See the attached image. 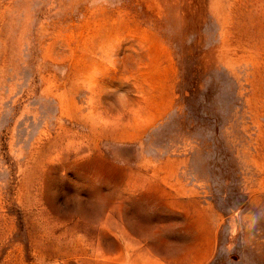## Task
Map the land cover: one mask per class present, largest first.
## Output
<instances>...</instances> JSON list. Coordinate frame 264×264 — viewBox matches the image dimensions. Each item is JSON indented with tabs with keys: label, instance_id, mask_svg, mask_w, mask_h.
<instances>
[{
	"label": "rangeland",
	"instance_id": "rangeland-1",
	"mask_svg": "<svg viewBox=\"0 0 264 264\" xmlns=\"http://www.w3.org/2000/svg\"><path fill=\"white\" fill-rule=\"evenodd\" d=\"M0 264H264V0H0Z\"/></svg>",
	"mask_w": 264,
	"mask_h": 264
}]
</instances>
